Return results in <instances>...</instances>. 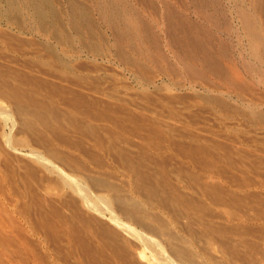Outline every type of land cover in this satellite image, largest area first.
<instances>
[{"label": "rangeland", "instance_id": "obj_1", "mask_svg": "<svg viewBox=\"0 0 264 264\" xmlns=\"http://www.w3.org/2000/svg\"><path fill=\"white\" fill-rule=\"evenodd\" d=\"M129 1L160 36L136 63L100 20L93 52L0 0V264H264V62L238 0H209L225 72L198 75L161 10H206Z\"/></svg>", "mask_w": 264, "mask_h": 264}, {"label": "bare ground", "instance_id": "obj_2", "mask_svg": "<svg viewBox=\"0 0 264 264\" xmlns=\"http://www.w3.org/2000/svg\"><path fill=\"white\" fill-rule=\"evenodd\" d=\"M2 1L4 14L7 16L19 18L30 16L40 26L51 28L53 35L71 43H78L80 47L93 52L102 51L109 41L100 32L101 21L110 31L113 51L125 62L136 63L133 54L148 57L159 46V33L150 20L129 0H89L91 4L80 0H66L68 16L66 22L59 19L61 12L56 8L55 0ZM138 1L153 8L155 6L148 0ZM238 2L242 31L249 44V57L264 62V0ZM192 3L203 13L206 10L205 22L203 19L199 22L187 17L173 3H163L164 8L160 10L165 37L175 47L180 60H183L184 69L189 74L198 75L203 70L224 73L225 68L218 61V54L225 56L227 46L221 39L214 37L211 31V27L218 24L217 10L214 11L216 7L208 12L207 7L211 5V1L192 0ZM94 11L98 15V20L93 16ZM215 51L218 54H215ZM245 65L251 66V61ZM261 74L264 75V71H261Z\"/></svg>", "mask_w": 264, "mask_h": 264}]
</instances>
